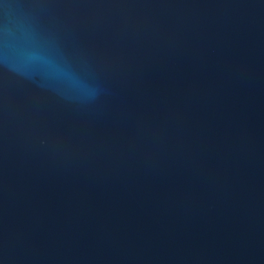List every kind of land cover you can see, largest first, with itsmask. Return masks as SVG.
I'll list each match as a JSON object with an SVG mask.
<instances>
[{
    "label": "water",
    "instance_id": "water-1",
    "mask_svg": "<svg viewBox=\"0 0 264 264\" xmlns=\"http://www.w3.org/2000/svg\"><path fill=\"white\" fill-rule=\"evenodd\" d=\"M0 264H264V0H0Z\"/></svg>",
    "mask_w": 264,
    "mask_h": 264
}]
</instances>
